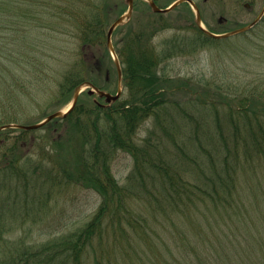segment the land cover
<instances>
[{"label":"trees","instance_id":"16d2710c","mask_svg":"<svg viewBox=\"0 0 264 264\" xmlns=\"http://www.w3.org/2000/svg\"><path fill=\"white\" fill-rule=\"evenodd\" d=\"M25 1L0 0L2 30L25 32V25L19 26L24 23L54 32L72 27L83 50L104 44L106 9L117 8L116 0ZM153 1L165 7L173 0ZM137 3L153 15L151 32L147 36L142 29L129 30L113 43L128 96L103 103L97 94L82 92L85 98L80 94L65 118L45 125L48 141L41 158L22 149L31 130L0 131V264H264V78L224 102L203 99L188 87L180 90L158 72L160 63L228 38L206 34L193 19L192 37L163 40L156 49L148 38L169 27L168 15L152 11L145 0H134L133 8ZM263 23L264 15L251 28ZM18 44L19 57L0 58V108L24 86L17 77V84L12 83L11 68L3 62L24 67L23 48L34 44L26 35ZM105 51L113 61L106 46ZM103 59L79 56L71 63L57 84L60 102L71 100L83 82L107 90L110 71H103ZM101 73L103 85L96 80ZM178 89L192 94L173 98ZM150 118L152 127L137 143V128ZM58 126L61 133L54 135ZM14 130L20 135L7 144L2 136ZM118 150L134 161L125 184L110 171L109 161ZM71 183L100 196L95 212L81 226L38 245L22 237L3 238L11 204L18 208L17 219L36 202L38 216H30L35 222L59 188ZM132 199L146 205L143 211L132 208ZM138 240L147 243L149 256Z\"/></svg>","mask_w":264,"mask_h":264},{"label":"rangeland","instance_id":"374dc122","mask_svg":"<svg viewBox=\"0 0 264 264\" xmlns=\"http://www.w3.org/2000/svg\"><path fill=\"white\" fill-rule=\"evenodd\" d=\"M45 1L37 0L42 5H45ZM53 1H59L60 4L66 3L63 0ZM23 2L26 1L23 0ZM195 4L200 11L202 25L207 28L209 26L219 33L232 31L249 24L264 9V0H196ZM124 5L126 6L124 7ZM115 6L117 8L109 9L108 7L106 9L105 18L108 25L105 27V36L112 22L127 12L126 0H116ZM188 6L192 10L191 12ZM188 6L184 2L177 5L172 11L165 13L168 15L165 16V19L169 27L149 37L148 44L159 49L163 40L192 37L195 30L191 26V21L195 20V13L189 4ZM123 8L126 9L123 10ZM149 11L145 5L137 3L130 18L125 19L124 23L120 24L121 29L117 30L116 33L113 31L111 36L112 45L124 37L129 30L142 29L148 36L151 32L150 25L153 17ZM22 18L23 20H29L28 17L22 16ZM24 25L27 28L25 32L12 31V29L2 30L0 28V58L11 57L12 60V57H19V47L17 46H19L18 43L24 35L27 36L28 42L31 41L34 44L33 46L27 44L26 48H23L20 64L24 67L16 65L12 61L3 60L11 68L12 73L9 74V78L12 79V83L17 84L15 83L17 77L24 86L23 88L15 86L17 92L4 102V108H0V123L33 124L53 111L65 110L70 104V100L67 103L60 102L62 98H58L57 84L61 79L62 72L71 63L77 61L79 56L84 57L86 60H89V58L93 60L96 56L101 58L104 56L103 71L106 69L110 71L109 79L105 83L106 91L113 94L117 90L116 65L114 61L108 60L105 46L111 58L112 55L107 46L106 37L104 44L94 46L90 50H83L80 39L75 36L72 27H65L63 30L57 27L56 32H54L49 27L29 28L26 23L19 26L25 28ZM263 27L264 23L251 28L243 35L236 33L215 45L199 46L194 51L175 55L160 63L158 72L161 71L164 76L174 80L180 90L183 87H188V91H197V95H200L203 99L227 101V98H232L244 86H252L255 84L256 79L264 78ZM90 55L93 57H89ZM86 72L87 69L84 70V73ZM101 77L103 78L102 73L98 74L96 80L100 85H103ZM120 87L122 88L121 97L125 98L129 94L128 89L122 82H120ZM82 88L83 92H86V86L82 85ZM179 89L171 94L173 98L184 99L192 94L186 93L185 89L183 92ZM80 96L85 98L82 94ZM153 121L150 118L139 125L134 136L137 143L141 142L148 134ZM59 128L58 126V130L55 129L54 135L61 133V128ZM5 133L2 137H7V144L16 140L20 135L16 130ZM47 133L48 129L45 125L31 130L26 140L23 141L22 149H30L35 158L44 157L42 155L43 151L46 150L45 146H47ZM29 138L33 140L32 147H29ZM43 161L51 166L49 163L51 161L48 159ZM109 165L110 171L118 183L125 184L127 176L133 168L134 161L129 153L118 150L110 159ZM260 171L261 168L258 169L259 174ZM99 202L100 196L96 191L74 183L63 184L56 193V197L54 196L49 201V207H45L44 212H40L41 216L35 222L30 219V216H33V218L38 216L36 202L29 203L26 208H30L31 211H24L21 215L19 214L17 219L14 218V215L18 208L15 204H11L8 213L10 218L6 219L8 228L4 232L3 238L14 241L22 237L29 244H41L45 240L81 226L92 216ZM129 203L136 211H143L146 206L142 201L135 199L130 200ZM138 243L149 256L151 250L148 249L147 243H143L141 240H138ZM163 251L164 258H167L166 251ZM130 253L132 254L131 251Z\"/></svg>","mask_w":264,"mask_h":264},{"label":"water","instance_id":"95a60500","mask_svg":"<svg viewBox=\"0 0 264 264\" xmlns=\"http://www.w3.org/2000/svg\"><path fill=\"white\" fill-rule=\"evenodd\" d=\"M146 1L149 3L152 11H154L156 13H168V12L172 11L177 5H179L183 2H187L194 10L195 22L198 25V27L201 28L206 34H208L214 38H224V37H228L230 35H233V34H236V33L242 32V31H246L247 29H249L255 23L258 22V20L260 19V17L262 16V14L264 12V9H263V11H261V13L253 21H251L249 24H246L240 28H236V29H234L232 31H228V32L215 33V32H212V31L206 29L202 25V19H201L200 11H199L198 7L196 6V4L194 3L193 0H174L168 6L163 7V8L159 7L153 0H146ZM126 2L128 4L127 12H125L123 15L119 16L118 18H116L112 22V24L108 28L107 35H106V43H107V46L109 47V51L112 55V58L115 62L116 68H117L119 83H120V79H121V67H120L119 61L116 59V54H115V51H114V48L112 45L111 36H112L114 29L118 25L124 23V20L127 18H130V16H131V13L133 10L134 0H126ZM83 85L88 87V90H87L88 94L97 93L100 97H104L106 102L116 100L121 93V87L120 86L118 87L116 94L113 95L109 92L100 90L99 88H97L96 86H94L91 83L86 82ZM82 91H83L82 85H79L74 89L72 100L65 110L53 111V112L47 114L40 121L33 123V124H14V123L3 124V125H0V130L6 129V128H21V129H25V130L37 129V128H40L41 126L45 125L46 123L50 122L52 119L63 118L65 116H67V114L70 111H72V109L76 105L78 96Z\"/></svg>","mask_w":264,"mask_h":264}]
</instances>
